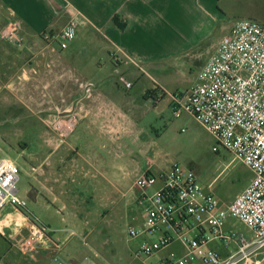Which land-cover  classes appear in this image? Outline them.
<instances>
[{
    "label": "rangeland",
    "instance_id": "rangeland-1",
    "mask_svg": "<svg viewBox=\"0 0 264 264\" xmlns=\"http://www.w3.org/2000/svg\"><path fill=\"white\" fill-rule=\"evenodd\" d=\"M216 39L213 37L201 47L198 56L184 53L171 60L167 71L173 86L185 91L196 82L202 61L213 51ZM72 46L88 47V39L81 33ZM92 53L76 57L81 63H89L92 56L102 58L103 62L109 59L107 51ZM134 63L142 68L137 61ZM105 73L115 81L111 63ZM74 76H78L76 72L72 82L79 85ZM139 78L146 79L142 72ZM145 81L149 82L146 79L136 81L132 89L124 87L129 90L121 88L132 97L126 101L127 115L118 123L122 130L115 133L109 132L116 128L114 120L107 122L105 118L93 119L83 114L86 99L76 100L78 95L70 94L68 85L61 86L64 95L56 97L42 112L20 101H7L0 95V159H11L20 168L19 195L27 206L40 212L43 208L35 203L34 195L51 200L58 197L54 200L56 206L51 207L74 218L73 227L61 221V214L46 213L44 218L57 215V226L72 227L77 233L73 240L99 264H162L163 257L172 250L169 246L150 255H136L144 242L156 240L160 233L132 237L127 231L129 226L139 227L144 222L145 207L138 202L140 190L134 183L149 163L156 171L168 170L175 163L194 169L218 203H229L253 178L251 169L218 144L194 116L184 113L176 117L169 96L159 103L145 99ZM154 90L165 97V87L156 84ZM36 105L44 108L47 104L39 101ZM73 112L78 114L76 125L64 136L57 128L59 122L50 121L55 115L66 118ZM92 120H96V126L89 125ZM215 146L219 149L215 150ZM59 170L65 176L63 181L56 178ZM155 188L146 191L151 193ZM64 205L66 208H62ZM76 210L88 213L69 215L68 211ZM76 221H80V226ZM231 222L237 230L250 232L241 221L233 218ZM70 231L69 228L58 231L56 236L63 237Z\"/></svg>",
    "mask_w": 264,
    "mask_h": 264
},
{
    "label": "crops",
    "instance_id": "crops-1",
    "mask_svg": "<svg viewBox=\"0 0 264 264\" xmlns=\"http://www.w3.org/2000/svg\"><path fill=\"white\" fill-rule=\"evenodd\" d=\"M68 7L77 13L80 25L76 38L61 49L51 45L46 35L62 30L70 18ZM12 18L22 22L26 42L14 46L0 38V95L7 101H20L42 112L56 97L64 95L61 86L68 85L69 93L78 95L76 100L86 99L83 114L93 119L105 118L107 122L114 120L116 128L108 131L115 133L122 130L118 123L127 115L126 101L132 97L121 90L124 86L118 81L120 73L133 82V87L136 81L147 79L143 96L148 100L156 95V84L165 87L166 95L162 94L158 101L169 96L172 103L171 93L180 89L172 85L168 75L171 60L184 53L200 54L201 47L216 37L214 49L202 61L203 66L237 19L252 18L264 23V0H0V29ZM81 33L88 39V47L72 46ZM106 51L109 54L106 62L92 56L89 63H81L76 57L81 53L95 55ZM110 63L116 75L114 82L105 73ZM74 72L79 85L71 80ZM140 72L146 79L138 80ZM88 85L92 86L89 91ZM39 101L47 105L38 107ZM95 122L92 120L89 125L96 126ZM56 178L63 181L65 176L59 170ZM34 198L43 211L32 206L24 210L12 204L0 210V264H59L56 256L64 264H83L88 255L73 240L74 234L56 236L58 231L73 230L74 218L65 216L60 209H52L58 197L51 200L34 195ZM68 212L69 215L88 213ZM46 213L61 214V221L72 227L57 226L58 216L46 220ZM76 224L80 226V221ZM37 233L41 235L37 252L23 253L21 242ZM171 247L179 252L183 250L180 243Z\"/></svg>",
    "mask_w": 264,
    "mask_h": 264
},
{
    "label": "built area",
    "instance_id": "built-area-1",
    "mask_svg": "<svg viewBox=\"0 0 264 264\" xmlns=\"http://www.w3.org/2000/svg\"><path fill=\"white\" fill-rule=\"evenodd\" d=\"M67 11L70 18L62 30L46 35L51 45L61 49L76 38L80 25L75 10L68 7ZM22 30L20 20L9 19L0 29V38L11 45L23 46L26 39ZM118 81L125 88L133 87V82L122 73ZM91 88L89 85L87 90ZM171 95L174 115L194 116L218 144L251 169L253 178L229 203H218L194 169L175 163L168 170L156 171L149 163L134 183L140 190L138 202L145 207L144 222L139 227L129 226L127 231L132 237L149 232L160 235L156 240L144 242L135 254L150 255L180 243L183 250L172 249L163 257L162 264H263L264 23L252 18L237 19L198 71L196 82ZM161 96H152V101L158 102ZM77 115L74 112L66 118L55 115L50 122H59V133L65 136L74 130ZM19 172L13 160L0 159V210L7 204L27 210L26 200L19 195ZM149 187L156 188L148 193ZM233 218L244 223L250 232L237 230L231 223ZM40 242V234L29 235L20 249L35 254ZM55 259L64 264L59 256ZM83 264L99 263L88 256Z\"/></svg>",
    "mask_w": 264,
    "mask_h": 264
},
{
    "label": "trees",
    "instance_id": "trees-1",
    "mask_svg": "<svg viewBox=\"0 0 264 264\" xmlns=\"http://www.w3.org/2000/svg\"><path fill=\"white\" fill-rule=\"evenodd\" d=\"M117 17L114 18V22L117 24ZM120 27H123V25H119Z\"/></svg>",
    "mask_w": 264,
    "mask_h": 264
},
{
    "label": "water",
    "instance_id": "water-1",
    "mask_svg": "<svg viewBox=\"0 0 264 264\" xmlns=\"http://www.w3.org/2000/svg\"><path fill=\"white\" fill-rule=\"evenodd\" d=\"M264 264V263H263Z\"/></svg>",
    "mask_w": 264,
    "mask_h": 264
}]
</instances>
